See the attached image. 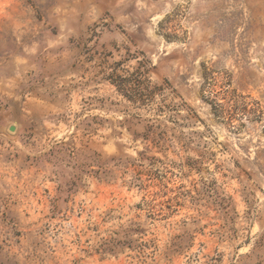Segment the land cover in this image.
<instances>
[{"label":"rangeland","instance_id":"rangeland-1","mask_svg":"<svg viewBox=\"0 0 264 264\" xmlns=\"http://www.w3.org/2000/svg\"><path fill=\"white\" fill-rule=\"evenodd\" d=\"M0 264H264V0H0Z\"/></svg>","mask_w":264,"mask_h":264}]
</instances>
